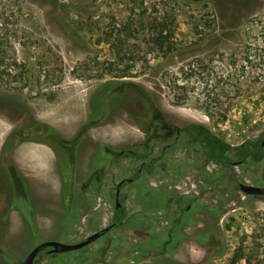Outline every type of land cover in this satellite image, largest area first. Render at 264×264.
<instances>
[{
	"label": "rangeland",
	"instance_id": "374dc122",
	"mask_svg": "<svg viewBox=\"0 0 264 264\" xmlns=\"http://www.w3.org/2000/svg\"><path fill=\"white\" fill-rule=\"evenodd\" d=\"M154 23L171 51L151 43ZM188 123L230 148L264 141V0H0V162L54 153L33 232L13 216L0 264L101 231L34 264H264V197L238 187H264V161L205 163L171 129Z\"/></svg>",
	"mask_w": 264,
	"mask_h": 264
},
{
	"label": "trees",
	"instance_id": "16d2710c",
	"mask_svg": "<svg viewBox=\"0 0 264 264\" xmlns=\"http://www.w3.org/2000/svg\"><path fill=\"white\" fill-rule=\"evenodd\" d=\"M155 22H157V19H155ZM152 29L154 33L151 43L158 48H166L167 51H171L173 49V43L170 41V38H174V33H170L169 35L164 34L166 31L163 23H156ZM116 56L120 59V55L118 53H116ZM125 74L126 73H123L122 77L127 76ZM174 99L178 100L177 97H174ZM171 129L176 130L180 134L187 135L193 142L202 147L203 154L205 156V163H214L231 170L233 166L245 164L249 160L253 162L264 161V147L260 142L247 140L234 148H230L225 140L200 123H188L183 127L176 129L171 127ZM230 153H232L233 157L230 156ZM153 163L154 161L142 163L138 167V172L134 175L133 179H137L140 172L151 174L154 168ZM125 218L126 212L123 205L118 208H114L111 218L112 228L120 226ZM45 254L46 253L41 252L38 256L42 257ZM241 255V253H237L236 257L231 260L232 264H236L240 261L243 258Z\"/></svg>",
	"mask_w": 264,
	"mask_h": 264
},
{
	"label": "flooded vegetation",
	"instance_id": "af4514ba",
	"mask_svg": "<svg viewBox=\"0 0 264 264\" xmlns=\"http://www.w3.org/2000/svg\"><path fill=\"white\" fill-rule=\"evenodd\" d=\"M33 195L32 181L21 176L10 160L0 162V230L10 225L11 218L15 216L21 221L28 235H31L34 218ZM24 259H18L16 264Z\"/></svg>",
	"mask_w": 264,
	"mask_h": 264
},
{
	"label": "crops",
	"instance_id": "0c3cea01",
	"mask_svg": "<svg viewBox=\"0 0 264 264\" xmlns=\"http://www.w3.org/2000/svg\"><path fill=\"white\" fill-rule=\"evenodd\" d=\"M12 159V163L21 176L32 180L33 193L36 187V180H46L47 177L52 176L51 170L54 168V153L50 147L28 148L18 153L15 149Z\"/></svg>",
	"mask_w": 264,
	"mask_h": 264
},
{
	"label": "water",
	"instance_id": "95a60500",
	"mask_svg": "<svg viewBox=\"0 0 264 264\" xmlns=\"http://www.w3.org/2000/svg\"><path fill=\"white\" fill-rule=\"evenodd\" d=\"M261 145L264 147V141H262ZM121 183H119L116 187V197L119 192V187ZM239 191L242 192L244 195L247 196H255V197H264V187H259V186H251L247 184H239ZM120 204L117 202L116 203V208H118ZM108 230V229H105ZM103 231L99 233H95L94 235L88 237L84 241H81L76 244H64L60 242H55V241H47L43 242L36 247H34L28 255L25 257V259L20 263V264H34V261L38 257V255L42 251H46L47 254H62V253H68L72 252L78 249H81L90 243L94 242L102 233Z\"/></svg>",
	"mask_w": 264,
	"mask_h": 264
}]
</instances>
